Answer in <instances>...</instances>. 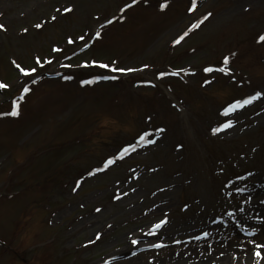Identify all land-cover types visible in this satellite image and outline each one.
Segmentation results:
<instances>
[{
    "label": "rangeland",
    "instance_id": "obj_1",
    "mask_svg": "<svg viewBox=\"0 0 264 264\" xmlns=\"http://www.w3.org/2000/svg\"><path fill=\"white\" fill-rule=\"evenodd\" d=\"M128 2L0 0V82L8 85L0 89V112L10 110L24 84L30 89L17 116H0V264H188L195 237L264 243V219L253 218L264 216V41L256 40L264 32V0H197L192 13L190 0H167L164 9L161 0H138L120 13ZM69 5L70 12L60 10ZM205 13L198 28L172 43ZM96 31L88 49L66 59ZM224 56L228 74L202 71L218 68ZM34 57L51 62L41 68ZM88 60L136 71L81 63ZM12 61L63 75L33 84ZM105 73L116 78L81 83ZM257 91L256 100L221 115L222 106ZM225 119L234 123L211 131ZM142 132L153 142L134 141ZM124 143L134 150L85 175ZM229 210L245 231L217 220ZM165 217L155 235L146 233ZM157 241L166 247L147 249ZM253 247L230 262L257 260Z\"/></svg>",
    "mask_w": 264,
    "mask_h": 264
},
{
    "label": "snow or ice",
    "instance_id": "obj_2",
    "mask_svg": "<svg viewBox=\"0 0 264 264\" xmlns=\"http://www.w3.org/2000/svg\"><path fill=\"white\" fill-rule=\"evenodd\" d=\"M138 2V0H130V2L128 3H124L123 6L121 8H119V12L120 13H124L126 9L130 8L132 5H135ZM144 3L147 4L148 0H144ZM167 0H161V2L159 3V8L160 9H164L166 6ZM197 7V0H190V6L187 8V11L189 13H192L194 11V9ZM62 12L64 13H68L70 12L71 9V5H69L68 7H64L62 9H60ZM210 15V13H205L202 16L199 17V19L194 20L192 23H190L187 26V30L184 31L181 35L177 36L176 39H174L172 41L173 44H177L179 43L182 38L184 36H186L188 34V32H190L193 29H196L200 26V24L207 19V17ZM120 19L123 20L124 16L120 15L119 17L117 16H113L112 19ZM52 19L54 20L55 17H52ZM105 24L107 23H111V21L109 20H105L104 22ZM43 24V21H41L40 23H37L35 25L36 28H40ZM4 26L0 25V30H3ZM21 31H26L25 29H21ZM92 36L95 37H99L100 36V32L96 31L95 33L92 34ZM76 40H80V41H84L86 38L85 36H78L75 38ZM257 42L260 41H264V32H261L257 37H256ZM68 43L71 44L73 43V39L72 38H68ZM92 43V40H88L86 43L83 44L84 48H88L89 44ZM52 51L53 52H60L61 49L56 47L55 45H53L52 47ZM229 61V57L228 56H224L223 57V63L218 67V68H214L213 66H206L202 69L203 72L205 73H211L214 71L217 72H221L224 74H228L231 70L229 67H227L226 65L228 64ZM34 62L37 66H40L41 68H43L44 64L50 63V58L49 59H45L44 61H41L40 58L38 57H34ZM12 63L15 65L16 69L19 70V72L23 75V77H28L31 80V83L35 84L36 80L35 79H31V74L36 72V68L35 67H31V68H24L22 67L20 64L16 63L15 61H12ZM82 64H85L86 66L91 65V66H95L97 68H101V69H108L110 72H114V73H125V72H132V71H136V69H132V68H128V67H116L115 61H112L110 64L109 63H104L102 61H97V60H88L86 62L82 61ZM63 67H68V65H63ZM147 65H141V68H146ZM178 71H184L187 72L189 71L188 69H179ZM177 71H173L171 73V75H176ZM158 77L159 76H163L165 75V73L160 72L157 74ZM65 79H71V77H64ZM115 76H94L92 77V79L88 80V81H81V83H88L91 84L94 80H99V79H115ZM36 79H39V77H37ZM143 83H151V81H143ZM205 84L209 83L208 80L204 81ZM8 85L5 83L0 82V89H5L7 88ZM30 91V89L28 88L27 84H24L23 87L21 88V96L19 98H13L11 100V106H10V110L8 112H0V116H4V115H8V116H12L15 117L19 114V102L21 99H23V94L24 93H28ZM262 95V93L260 91L254 92L252 95L246 96L243 99H237V100H233L231 103L226 104L224 107H222L221 109V115L222 116H227L229 113L233 112L236 109H239L245 105L250 104L252 101L256 100L258 97H260ZM234 123V121L229 120V119H225L222 123H219V125L217 127H214L211 129L212 132H219L222 129H226L229 128L232 124ZM163 129H155L154 132L156 134H159L160 132H162ZM149 133L148 132H142L139 134V136L137 137V141L138 142H142L144 144H149L152 143L153 140L155 139V137H153L152 139H148ZM177 148H180L181 145L177 144L176 146ZM134 150V145L129 143L126 144L124 147H121L119 149V151L116 152V155L114 157L109 156L107 159H105L103 161V168H96L93 169L91 172H86L85 175L86 176H91L94 172L97 171H103L105 168L109 167L110 165H112L114 163L115 160L121 159L123 156L127 155L129 152ZM246 175H250L247 174ZM83 179V177H81L80 180L76 181V184L79 185L81 183V180ZM238 179H243V177H238ZM228 183H231V181H229ZM236 193H240L245 191V189L243 187H235L233 189ZM73 191H76V189L74 188ZM114 199H117L118 197H113ZM262 203H264V201H262ZM185 207H187V205H185ZM100 209H95V211H99ZM224 215L231 217L232 216V211L229 210L227 212L224 213ZM254 219H264V216L262 217H253ZM221 217H217V220H220ZM166 223V217L165 219H160L158 220L156 223L151 225V229L152 230H156L159 229L162 225H164ZM237 227L241 230V231H245L244 225L243 223L237 221ZM256 231L255 229H253V232ZM150 235H155V231H152L149 233ZM208 233L207 232H201L200 236H207ZM248 235H252V232H249ZM96 236L99 237L100 233H96ZM196 239H199V237H195ZM175 243H179V241H174ZM138 242L136 239H132L131 240V244L132 245H136ZM249 244H253L254 247L252 249V254L257 257V262L256 264H259V258L261 257V250H264V243H256L254 240H248ZM151 247H156V248H160L163 245L157 241V243L155 245H149ZM240 247H243V245H239ZM235 255V254H234Z\"/></svg>",
    "mask_w": 264,
    "mask_h": 264
},
{
    "label": "bare ground",
    "instance_id": "obj_3",
    "mask_svg": "<svg viewBox=\"0 0 264 264\" xmlns=\"http://www.w3.org/2000/svg\"><path fill=\"white\" fill-rule=\"evenodd\" d=\"M238 241L239 240L237 238H232L224 242L223 241L217 242L215 240L209 242L199 241L200 243L195 242V245L193 247L192 245L191 246L189 245V247H192L190 252H194V254L191 255L192 258L190 257L191 259L189 258L187 262L188 264H202L204 262L203 257L205 255L207 256L206 257L207 262L205 264H233L231 262H233L234 260L242 261V259H244L248 254V253L246 254V251L249 249V247L252 246V244H248V246L247 244H244L243 247H240L239 245L241 242L239 241L240 242L239 243ZM243 249H246L245 252L242 251ZM177 260H179L181 263H187L184 259H182V257L177 256ZM247 262L246 264H252V263L256 264L257 260H253L248 263ZM125 264H137V263L134 262V259L132 258L131 260L127 261V263ZM259 264H264V254H261V257L259 258Z\"/></svg>",
    "mask_w": 264,
    "mask_h": 264
}]
</instances>
